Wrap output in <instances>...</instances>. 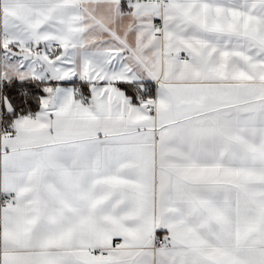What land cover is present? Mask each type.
<instances>
[{
    "label": "snow or ice",
    "instance_id": "6c2138e0",
    "mask_svg": "<svg viewBox=\"0 0 264 264\" xmlns=\"http://www.w3.org/2000/svg\"><path fill=\"white\" fill-rule=\"evenodd\" d=\"M0 264H264V0H0Z\"/></svg>",
    "mask_w": 264,
    "mask_h": 264
},
{
    "label": "built area",
    "instance_id": "2783aa9c",
    "mask_svg": "<svg viewBox=\"0 0 264 264\" xmlns=\"http://www.w3.org/2000/svg\"><path fill=\"white\" fill-rule=\"evenodd\" d=\"M3 199V196L2 197H0V200H2Z\"/></svg>",
    "mask_w": 264,
    "mask_h": 264
},
{
    "label": "crops",
    "instance_id": "0c3cea01",
    "mask_svg": "<svg viewBox=\"0 0 264 264\" xmlns=\"http://www.w3.org/2000/svg\"><path fill=\"white\" fill-rule=\"evenodd\" d=\"M3 196V194H0V197H2Z\"/></svg>",
    "mask_w": 264,
    "mask_h": 264
}]
</instances>
